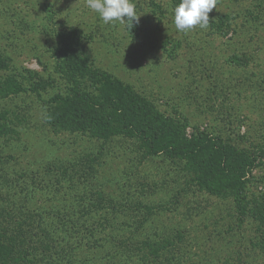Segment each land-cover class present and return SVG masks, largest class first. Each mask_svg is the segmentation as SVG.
I'll use <instances>...</instances> for the list:
<instances>
[{"label":"rangeland","instance_id":"obj_1","mask_svg":"<svg viewBox=\"0 0 264 264\" xmlns=\"http://www.w3.org/2000/svg\"><path fill=\"white\" fill-rule=\"evenodd\" d=\"M63 44L146 96L188 138H220L232 159L256 158L255 168L244 185L226 187L208 156L201 169L150 156L135 139L63 134L47 125L37 95L11 96L0 101L9 126L0 167L52 173L26 201L0 193V264L15 262L1 246L6 231L39 257L34 221L52 226L48 239L65 233L54 206L89 213L99 246L80 245L62 264L124 240L131 264H264V0H0V58L9 66L0 76L43 86L50 99L64 89ZM25 174L18 182L30 184Z\"/></svg>","mask_w":264,"mask_h":264},{"label":"trees","instance_id":"obj_2","mask_svg":"<svg viewBox=\"0 0 264 264\" xmlns=\"http://www.w3.org/2000/svg\"><path fill=\"white\" fill-rule=\"evenodd\" d=\"M62 56L63 59L56 71L60 80L65 83L62 91L46 100L42 98L45 87L25 86L16 77L0 76V101L14 95L33 93L47 105L45 120L47 125L61 131L60 133L79 134L89 139L107 142L120 137L135 139L150 156H165L173 160L198 164L201 169L209 166L204 164L207 163L204 157L208 156L217 167L215 168L217 176L231 183L226 187L242 186L246 183L255 168L256 158H251L248 162L243 159L239 161L232 159L223 141L211 135L188 138L171 119L163 117L146 96L116 80L109 73L90 65L89 60L81 53H77L74 47L63 44ZM8 67L6 59L0 58V70L4 71ZM36 75L38 73H31V76ZM6 122V119L0 120V137L9 132ZM25 173L30 176V184L25 183L27 175ZM51 173L30 169L24 171V174L16 175L9 169L0 167V193L11 195L20 191V194H25L23 200L26 201L27 198H32L39 187L42 191L45 190V182ZM23 179L24 182H18ZM55 213L57 217L53 215L54 219L57 218L59 222L62 220L61 227L67 229L56 239L57 241L53 238L48 239L49 236L52 237L50 232L52 226H48L43 220H39L38 223L34 221L40 229L38 230L40 234L36 232L32 239L37 235L42 247V257L37 255L38 250L32 248L30 240L26 241L22 234L13 233L11 236L7 231L4 232L6 239L1 246L9 255V260L15 258L14 264H46L43 260L47 256L55 259L53 264H62L65 257L73 256L75 250H79L80 245L90 249L99 247L94 239V230L87 226L93 219L89 213L81 216L74 211L61 214L60 208L54 206ZM116 215L112 217V221L117 219ZM80 229H84V232L82 233ZM100 237L105 239L104 235L100 234ZM113 243L115 246L112 247V252L107 249L96 256L93 253L88 254L79 263L92 264L96 257L102 262L105 261L104 264H131L134 255L131 249L132 242L124 240ZM0 260L3 263L7 261L1 256V249ZM64 264H72V261L68 260ZM150 264L159 263L156 260Z\"/></svg>","mask_w":264,"mask_h":264}]
</instances>
